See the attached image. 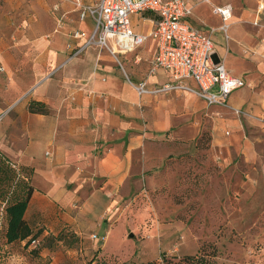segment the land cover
Here are the masks:
<instances>
[{
  "label": "crops",
  "instance_id": "0c3cea01",
  "mask_svg": "<svg viewBox=\"0 0 264 264\" xmlns=\"http://www.w3.org/2000/svg\"><path fill=\"white\" fill-rule=\"evenodd\" d=\"M47 1L51 4L47 18L54 29L59 26L52 35L62 34L64 39L34 40V31L43 28V23H35L38 7L46 8V0L0 3V29L7 34L12 20L20 23L11 37H2L9 48L0 54L2 97L17 100L28 92V100L16 105L11 115L0 116V153L31 170L33 191L23 217L31 230L38 231V254L47 257L48 264H103L92 259V252L111 253L106 246L118 227L108 228L107 223L134 178V161L140 157L146 169L150 144L163 139L172 126L190 120L199 98L179 90L136 94L126 78L133 83L146 80L149 88L172 82L164 69L149 72L156 52L151 38L119 56H133L134 65H139L129 68L130 77L125 68L124 75L115 67L109 54L90 51L92 45L66 62L70 49L80 48L86 40L71 37V31L88 36L92 22L80 20L74 6ZM184 1L191 9L188 22L204 34L208 30L194 23L199 5L208 4L219 25L221 19L211 5H230L229 39L211 35L212 60L222 61L230 74L248 83L231 92L227 104L250 115L247 120L264 134V10L258 26L252 24L258 0ZM73 18L76 26L70 29ZM130 26L134 32H147L151 15L131 14ZM30 101L41 103L44 111L31 113ZM145 180L147 185L153 179Z\"/></svg>",
  "mask_w": 264,
  "mask_h": 264
},
{
  "label": "rangeland",
  "instance_id": "374dc122",
  "mask_svg": "<svg viewBox=\"0 0 264 264\" xmlns=\"http://www.w3.org/2000/svg\"><path fill=\"white\" fill-rule=\"evenodd\" d=\"M58 2L73 7L70 1ZM50 12L47 0L46 8L38 7L39 20L35 23H43V28L34 31L35 41L50 42L57 36L64 39L62 34L52 35L54 25L47 18ZM195 12L196 25L208 32L218 27L220 21L208 4L199 5ZM19 24L17 18L9 23V37ZM67 26L74 28L75 19ZM6 32L0 29V54L9 50L2 39ZM211 33L224 39L220 31ZM88 49L109 54L94 45ZM133 59L119 57L128 77L129 68H139ZM3 77L0 64V116L11 115L16 105L28 100V92L17 100H5ZM198 101L190 120H182L163 139L150 144L146 169L140 157L134 161V178L122 191L124 198L107 223L108 228L118 227L106 246L111 253L93 251V260L103 264H161V253L168 260L201 251L215 264H264V134L247 120L250 115L222 112L219 109L224 107ZM29 177L30 171H20L0 153V264H48L47 257L34 253L32 245L6 243L4 238L6 202L18 194V182L29 183ZM146 177H151L152 183L146 185Z\"/></svg>",
  "mask_w": 264,
  "mask_h": 264
},
{
  "label": "built area",
  "instance_id": "2783aa9c",
  "mask_svg": "<svg viewBox=\"0 0 264 264\" xmlns=\"http://www.w3.org/2000/svg\"><path fill=\"white\" fill-rule=\"evenodd\" d=\"M71 2L78 10L79 19L90 18L92 27L88 36L81 30L71 31V37H86V40L77 49H70L71 46L67 44L70 53L66 62L76 57L85 47L94 45L106 49L125 75L119 56L133 52L151 38L156 43V52L151 60L149 72L158 68L164 69L170 73L172 82L149 88L146 80L133 83L126 78L139 97L165 91H185L201 99L206 106H220L236 115H246L244 111L230 107L227 100L231 92L248 86V83L230 74L222 61L212 60L211 32L219 30L225 42L229 39L228 19L231 16L229 5L213 7L212 12L220 17L221 24L204 34L188 22L191 9L184 0H95L92 3L71 0ZM263 10L264 0H259L253 25H258L259 15ZM136 13L151 15V26L147 32H134L131 29L130 15ZM189 82L193 83L192 86ZM225 133L229 134L228 131ZM96 237L94 234L91 235L92 239ZM35 244V240L30 242L32 246Z\"/></svg>",
  "mask_w": 264,
  "mask_h": 264
},
{
  "label": "trees",
  "instance_id": "16d2710c",
  "mask_svg": "<svg viewBox=\"0 0 264 264\" xmlns=\"http://www.w3.org/2000/svg\"><path fill=\"white\" fill-rule=\"evenodd\" d=\"M39 108V109H37ZM28 110L31 113H42L44 111V106L41 103L30 101L28 103ZM20 167L22 170H31L25 167ZM33 191L32 186L29 183H25L23 180L18 182V194L10 201L6 202L4 207V216L6 220V228L4 232V238L6 243H25L29 246L32 240L36 241L33 246L36 250V254L39 251V245L37 243L38 231H33L30 229L26 223L23 215L27 207L28 201L30 199L31 193ZM172 256L171 259L166 258L164 253L160 254L161 264H215L205 253L199 251L196 254L185 255L182 257ZM126 264V263H122ZM144 264H156L155 262H146Z\"/></svg>",
  "mask_w": 264,
  "mask_h": 264
}]
</instances>
